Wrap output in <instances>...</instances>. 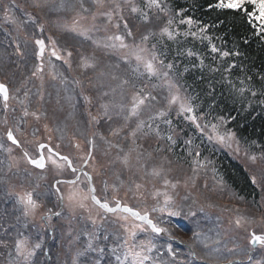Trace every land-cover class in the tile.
<instances>
[{
  "label": "snow or ice",
  "instance_id": "6c2138e0",
  "mask_svg": "<svg viewBox=\"0 0 264 264\" xmlns=\"http://www.w3.org/2000/svg\"><path fill=\"white\" fill-rule=\"evenodd\" d=\"M96 2H99V0H96ZM150 5L160 8V4L158 3V0H149ZM248 5H251L252 8L249 10L247 7ZM39 6V5H37ZM81 7L83 8V4H81ZM215 7L220 9H231L236 11H242L247 17L248 22L251 24L258 33L264 32V0H218ZM87 11V9H84ZM139 11L136 7L132 8V12L135 13ZM106 15L111 17V13H107ZM176 15H180L179 12L176 13ZM5 19L7 20V15L5 16ZM29 19L32 18L29 16ZM174 23L172 19H169L167 21V24L170 26ZM194 23V21L191 18L184 19L181 18L179 20V24H187L191 26ZM259 25V27H257ZM124 28L127 31V36H132V32L129 29V26L127 23L124 24ZM68 31L77 32V28L74 25L71 28L67 29ZM204 31V29H202ZM89 29H83L80 30L77 34L84 39H90L88 35ZM161 33L163 35H167L169 39H174L173 33L169 31L168 27H164L161 30ZM178 34V33H177ZM186 36L189 35V33H184ZM191 35L195 36L196 33H191ZM149 40V35H144L142 37V43H146ZM108 43H105L103 47L109 48V49H115V50H128L125 54V62H129V58H134L136 63V67L133 68L134 73H138L139 75L143 76L147 75L149 79H152L153 77L156 78L158 81H160V84L153 85L154 88L161 87L166 88L168 90V96L164 97L168 101L167 108L166 109H160L157 111L153 116L150 117V120H157L162 119L163 123L168 124L169 126L172 125V120L169 118V111L172 109L173 106H178L177 115H184L186 120L191 121L192 124L195 125L196 129L200 133L201 137L206 136L207 140L209 142H218L222 146H225L227 148L232 147V142L234 140V133L231 131L227 132H221L220 131V125L216 123H209L204 122L201 124L199 121L202 119L201 117H197L194 115V108L191 104V97H182L180 95V86L177 83L175 79V65L172 63L164 64L163 59H161L159 56H157L156 52L153 50L151 54V58L145 57L142 53L146 51V48L142 47L141 44H136L134 46L129 45L125 41V36L122 34H117L115 36H109L107 37ZM118 42V43H117ZM39 51L37 53V58H42L44 56V53L46 51V43L43 39H37L35 41ZM93 43L97 44L99 47V43L95 40H93ZM155 46H153V49ZM220 51L216 48L215 45L211 47L212 53H217ZM194 53L189 50L188 55L192 56ZM236 55H239V53H235ZM221 57H227L230 55L228 51L220 52ZM50 56L54 57L55 60H63L64 63L68 64L69 67H71L70 57L72 56V52L68 51L67 56H63L61 54V50L58 49L56 42L51 41V52ZM51 63V60H50ZM159 65V67L157 66ZM82 66L84 68H90L94 66L93 61H91L88 58H82ZM141 66L143 67V72H141ZM201 66H203V60H201ZM55 67V65H53ZM232 67H235V65H232ZM42 67H38L37 71H41ZM35 75V73H34ZM115 78V77H114ZM53 79H56V76H53ZM62 84H67L69 81L67 79L62 78L61 80ZM75 84L79 85V81H75ZM129 81L127 79L122 80L119 87H123L124 85H127ZM175 90V91H173ZM115 91V89H113ZM244 89H241V92H243ZM253 95H256L255 92L252 93ZM104 95H108V93H104ZM0 97L3 98L5 101V108L7 107V100H8V89L5 85L0 84ZM69 102H71L72 97H66ZM85 103H90V98L88 96L83 97ZM157 97L155 95H152L151 93H144V89L140 88L138 89L135 94L132 97V102L130 108H128L127 114L123 116V119L125 121V126L128 125L130 121L133 120V118H137V122L135 124V127L132 128L129 132V136L132 138V143H136L137 135L138 133H143V129L145 126L148 128H152V124L148 123L144 120H140L139 115L141 112V109L145 106H151V101H156ZM101 107L104 109V115L111 120V116L108 114V104H102ZM123 106H121V111L123 112ZM24 115L27 116L28 112L25 111ZM35 116L36 114L33 113ZM39 117L37 116V119ZM93 121L96 123H99V121L93 117ZM156 135L158 138H161V133L159 131V125L156 126ZM120 129H115L112 132V135H119ZM146 135V133H144ZM103 138V137H101ZM8 140L11 141L12 144L19 146L17 140L13 137V134L11 131L8 132ZM167 140L171 142V145L176 144V140L173 139V136L169 134L167 136ZM237 143V149L236 151L239 152V142ZM88 144L90 145L87 159L84 160V164L81 165V168H77L73 165L71 159L67 156L60 155L59 153L54 152V150L51 147H48L47 145H40V148H47V157L45 155H41L39 159H32L28 158V162L33 165L34 167L38 169H44L46 166V160L50 161L56 168L63 169L66 165L68 169L72 171L74 174V179L70 180H64V181H57V184H67L69 185V190L67 195L60 192V189L57 188L58 200L60 202L61 209L64 206L65 200H67L68 205L75 210V208H86V202L91 201V203L95 206H97L99 209L103 210L106 213H116L118 211H122L123 213H127L130 215L134 220L140 221V224L135 225V228L139 229L140 233H147L149 230L151 231L153 236H148L146 238H141L138 235V232L135 230H130L127 226L124 227V232L127 233L126 236H120L117 235L115 238L117 240V244L115 246H112L108 249V251L115 257L118 264H126L129 259H131V264H146V262L151 261V264H173L174 261H176L177 258V251L174 250L173 245L171 243L159 244L157 242V237H161L162 235H166L169 240H172V233L170 232V228H176L181 231H191L192 237H193V243L194 244H200L203 245L205 249H209V251L206 253L210 258L213 256L214 253H219V248H210V242L212 244H219V239H213L212 237L202 235L201 231L199 229V222L197 221V228L191 229L188 227L187 224L184 223V221L191 222V218L196 216V212L189 209V211L185 212L182 207L177 206L174 202V198L169 195L166 191L161 192L157 191L154 194V199L160 196H163V202L162 204L158 203L156 206L153 207L152 212L160 213L161 216L157 218V220L154 222L153 219L150 218L149 213L145 212L141 214L139 211L133 210L131 207H128L127 205H121V202L119 200H115V207H111L110 203L108 202L107 198H105L103 201L99 199L96 195V188L93 185L92 182V176L88 173L83 171L82 169L88 164L89 160L93 159V148H94V141L89 140ZM185 144L189 146L188 155L193 156L192 151V145H193V137H190L189 139L185 140ZM111 147L120 148L117 144H112ZM135 149H132L134 151ZM169 151L172 150L171 147L168 149ZM8 152H11L12 149L8 148ZM120 151H123L122 148H120ZM157 151H163V149H157ZM142 155V154H141ZM195 159H193V177L192 182L193 186H195V179L197 178L198 170L206 168V163L204 161H201L199 157L201 156V152L199 151L198 147L197 150L194 153ZM25 156L27 157L28 154L25 153ZM59 157V160L63 163H58L56 159H53V157ZM148 156L151 157V152L148 153ZM139 160V156L137 158ZM166 159V158H165ZM251 159L253 161L256 160L255 156H252ZM121 163L127 167L129 164V153L125 152L123 157L121 158ZM143 167V165H141ZM213 171H215L213 169ZM162 168H156L153 167L151 171L148 173L151 176L159 177L161 175ZM83 177V179H81ZM252 183L256 184L257 181L253 177ZM163 186L165 188L171 186L172 189L176 188L175 183H170L169 180L164 179ZM141 187L140 184H136V188L139 189ZM205 187H207V184L205 183ZM116 189L114 188V191ZM105 191H107V185H105ZM185 200L187 197L184 198ZM17 203L22 204L24 206V215L27 216L30 211H35L38 208V204L36 200L33 199V194L31 192L27 193L24 198H21L17 201ZM193 203L195 201L193 200ZM49 215L46 217V219L51 220L52 216L55 215L57 217L62 215V211H56L53 212L51 208L48 209ZM241 219L238 218L236 220L237 227L241 224ZM92 223L95 224L96 221L93 219ZM218 235V234H217ZM110 237L105 234L103 236V240L107 241ZM98 239V234L96 232L87 233L86 234V246L84 248L83 252H80L77 254V256H82L86 252L91 251H98L99 253L103 254L105 249L104 247L94 246V241ZM250 243L253 245H264V235H255L253 234L250 240ZM28 240H20L17 239L15 241V252L17 257L23 256V258L27 261L30 257L35 255L34 249H38L41 247L40 243H36L34 245L33 249H28ZM166 247V254L168 257H170V260L163 259L164 253L161 251L162 248ZM125 249L123 252V259H121V254L118 252V249ZM229 251H232V249H229ZM157 253L156 256L149 255L150 253ZM191 255L195 257V253L192 252ZM217 260L222 259L220 256H216ZM73 264H77V259H73ZM97 264H99V261H97ZM181 264L183 262L181 261ZM231 264V262H230Z\"/></svg>",
  "mask_w": 264,
  "mask_h": 264
},
{
  "label": "trees",
  "instance_id": "16d2710c",
  "mask_svg": "<svg viewBox=\"0 0 264 264\" xmlns=\"http://www.w3.org/2000/svg\"><path fill=\"white\" fill-rule=\"evenodd\" d=\"M182 1L183 0H181V2H175L177 8H183L179 5ZM186 1L187 3L183 6L189 8L187 10L188 14L195 16L201 22L208 25V33L212 40L211 47L215 45L216 48L220 50L218 52L229 51L230 55L236 61L235 65H237L236 70H238V75L235 77V80H237V82L242 81L249 84L259 94L264 93V42H260L259 38L256 37L251 24H249L241 11L217 8L215 5L218 0ZM209 51L210 49L208 52ZM235 53H239V55ZM206 73L210 75L212 69L209 67ZM207 74L201 73L202 79L200 81L199 78L194 75L188 82V86L199 92L202 101L205 99L203 103L208 100L207 103L210 104V107L215 105L216 109L229 119L230 126L237 132L238 136L245 141L249 147L253 148L254 151L257 150V145L251 146L249 142L256 144V141H261L264 143V116L262 114L251 115L250 113H241L243 108L241 104L236 101V95L231 91L232 88L226 83V79L218 74H212L211 77ZM226 158L227 157H225V159ZM225 159L218 163V168L222 176H224L229 189L238 194L240 198L243 197L249 202L248 204L236 203V205H238L236 209L237 213H243V216L252 214L253 218L250 219L248 217L243 218L238 216L237 219H242L239 227L234 224L237 235L234 230L233 232L230 230L228 231L229 236H227L226 232L225 234L223 232L216 238L219 239V244H212L210 242V248L220 249V252L214 253L211 258L206 255L209 249H205L203 245L195 247L188 241L189 238H186V236L175 237L177 243L170 242L174 250L178 253L176 261H174L173 264H181V261L183 264H224L223 262L226 263L228 261L229 249H233V244L235 242L234 238L239 240V235L244 229H251L253 227L252 221L264 223V199H259L260 194L257 190V185L252 183L245 167L238 162H230ZM257 170L263 173L260 169ZM203 192L204 200L200 197H196V207L191 208V210L205 217L206 214L207 216L210 215L211 212L214 211V208L208 204L205 190H203ZM219 204H221L220 209H218L220 212H224L225 214L232 213L236 217L235 208L232 207L231 200L222 199ZM227 207H229V209H227ZM217 217L218 218H214L212 216V219L221 227L227 226L228 228L233 225V219L231 217L228 216L229 220L220 216ZM190 234H192L191 231L188 232V235ZM242 244L241 240H239L238 246ZM192 252L195 253L196 258L192 257ZM163 253V259H171L166 254V247L163 248ZM149 255L153 256L152 253ZM216 256H223L224 260H217ZM248 258L250 257H245L241 264H264V250L255 251L250 261L247 262L246 260ZM58 259H60V257H55L52 264H56ZM61 264L68 263L62 260ZM146 264H151V261L146 262Z\"/></svg>",
  "mask_w": 264,
  "mask_h": 264
},
{
  "label": "rangeland",
  "instance_id": "374dc122",
  "mask_svg": "<svg viewBox=\"0 0 264 264\" xmlns=\"http://www.w3.org/2000/svg\"><path fill=\"white\" fill-rule=\"evenodd\" d=\"M51 13H53V11H52L51 9H48V11L46 12V14H51ZM101 22H103V20H101ZM61 35H62V37L65 38V40H67V39L69 40L70 38H72L70 35H68V34L65 33V32H62ZM70 44H72V45H78V43H77L76 41L73 42V43H70ZM84 48H85V46H84L83 48H80V49H84ZM81 54L83 55V58H87V57H88V56L86 55V52H85L84 50H81ZM76 65L78 66L77 63H76ZM105 65H106V64H103V65H102V67H103L102 70H105ZM107 67H108V66H107ZM101 77H102V76H101ZM68 97H70L69 94H68ZM76 121H77V119H76ZM108 122H109V121H108ZM203 123H204V122H202V124H203ZM61 124H62V123L57 122V127L53 130V131H56L58 135L60 134V129H59V128H60V125H61ZM48 125H49V123H48ZM48 127H49V126H48ZM120 132L125 134V138H124V139H121V138L117 137V140H121V143H114L113 140H112V137H111V136L109 137V139H110V141H111V145L114 143V144L119 145L120 148L123 149V148L126 146V144L128 143V138L126 137V136H127V135H126L127 131H124V132L120 131ZM33 134H35V132H33ZM105 143L108 144L109 142L106 141ZM120 148H116V147H115V149L118 150V151H120ZM162 168H163L164 170L167 171V167H166V166H162ZM172 173H173V171H172ZM257 182H258V185H259V186L262 188V190H263L262 198L264 199V179L261 178L260 176H257ZM133 192H134V194H137L136 191H133ZM142 195H143V194H142ZM263 203H264V200H263ZM91 213L94 214L95 211L92 209V210H91ZM249 218H250V219L253 218L252 214L249 215ZM252 226H254L256 229H258V230H260V231H263V230H264V223H257V222H255V221H252Z\"/></svg>",
  "mask_w": 264,
  "mask_h": 264
}]
</instances>
